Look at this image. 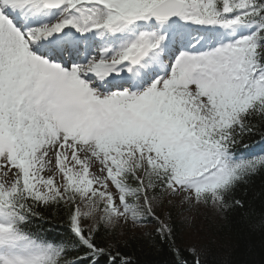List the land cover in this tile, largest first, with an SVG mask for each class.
Returning a JSON list of instances; mask_svg holds the SVG:
<instances>
[{"label":"snow or ice","instance_id":"6c2138e0","mask_svg":"<svg viewBox=\"0 0 264 264\" xmlns=\"http://www.w3.org/2000/svg\"><path fill=\"white\" fill-rule=\"evenodd\" d=\"M256 135L264 0H0V264H132L100 234L150 219L202 264L155 206L244 208Z\"/></svg>","mask_w":264,"mask_h":264},{"label":"trees","instance_id":"16d2710c","mask_svg":"<svg viewBox=\"0 0 264 264\" xmlns=\"http://www.w3.org/2000/svg\"><path fill=\"white\" fill-rule=\"evenodd\" d=\"M245 142L255 148L264 147L259 145V135ZM233 199L242 200L245 207L232 208L224 214H218L210 207L195 209L192 224L195 234L189 236L185 233L187 221L178 209L162 203L155 208V214L160 219L168 216L174 229L175 246L184 256L196 245L203 251L202 264H264V229L253 227L255 219L264 215V172H258L247 183L239 185ZM61 216L62 212L48 210L42 227L53 235H63L65 226ZM145 223L149 227L144 230L124 228L123 233L116 225L107 233L101 232L99 238L116 245L132 264H177L170 244L160 241L155 233L156 221L150 219Z\"/></svg>","mask_w":264,"mask_h":264},{"label":"rangeland","instance_id":"374dc122","mask_svg":"<svg viewBox=\"0 0 264 264\" xmlns=\"http://www.w3.org/2000/svg\"><path fill=\"white\" fill-rule=\"evenodd\" d=\"M162 203L168 204L169 206L174 207L175 209H178L180 211V216L187 221V224L185 226V233L188 236L195 234V229H193V225H194L193 221H194L195 215H196L195 209L188 208L186 205L182 204L178 199H175L171 203H169L167 198H164L160 203H158L155 206V208H159V206ZM164 219L168 220V216L164 215ZM195 224H196V222H195ZM118 227H119L120 231L123 233L124 228H127L131 231H136V230H144L149 226L146 223H143L140 225H135L132 223H129V224L120 223V224H118Z\"/></svg>","mask_w":264,"mask_h":264}]
</instances>
